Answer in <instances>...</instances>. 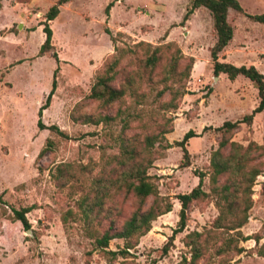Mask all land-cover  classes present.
<instances>
[{"label":"rangeland","instance_id":"374dc122","mask_svg":"<svg viewBox=\"0 0 264 264\" xmlns=\"http://www.w3.org/2000/svg\"><path fill=\"white\" fill-rule=\"evenodd\" d=\"M110 1L71 0L60 6L59 15L49 22L53 48L39 56L45 40L42 24L57 0H0V264H107L102 253L95 250L91 235L102 233L111 221L119 229L137 208V201L124 193L112 195L104 200L101 209L95 208L90 224L79 202L93 180L115 178L122 170L114 158L120 152L119 135L135 139L134 145L140 148L146 135L171 129L162 143L171 147L155 145L154 160L147 173L154 178L159 195L172 203V211L152 223L151 230L130 250L132 258L128 261L188 263L191 254L184 244L186 237L197 232L206 238L219 215L209 180L211 155L224 137V131L217 129L225 121H240L252 112L258 104L256 88L244 77L231 81L224 74L214 75L210 51L216 33L207 9H197L184 20L191 0H117L106 15ZM237 1L244 13L264 15V0ZM229 12L233 39L219 55V61L253 65L264 75V24L234 10ZM141 41L152 46L175 44L182 59L174 74L168 77L166 71L175 47L161 51V59L152 71L143 67V50L134 48L135 52L127 54L117 67L112 85L119 88L131 81L136 95L129 90L121 101L107 106L91 99V88L115 49L133 48ZM190 57L194 63L185 78L182 74ZM54 78L56 90L41 121L46 127H58L66 136L37 127L38 110ZM165 86L185 92L176 99V109L167 106L172 98L168 88L160 95ZM86 115L114 119L84 124ZM124 120L129 126L121 132ZM189 131L195 136L185 143L188 166H182L186 161L183 149L175 143ZM225 137L243 147L250 143L262 145L264 112L255 115L250 125L240 124ZM43 149L44 155L38 157ZM221 153L228 155L229 146ZM261 153L254 149L250 154V165L257 166L261 174L251 188L253 204L248 222L239 229L243 236L258 234L262 238L259 245L264 243ZM200 174L205 175L202 190L208 197L190 204L184 231L165 251L179 221L181 206L176 197L196 187ZM228 176L221 178L220 184ZM93 199L90 192L89 201ZM152 201V197L148 198L144 208ZM32 206L35 208L26 217L35 234L28 235L20 222L12 220L11 210ZM229 233L224 237L235 235L234 231ZM221 241L222 237L216 236L208 242L209 250L199 264L219 263L213 247ZM123 246L124 241L116 239L109 243V250ZM239 247L246 252L227 255L229 264H264V258L254 253V240L240 242ZM122 261L118 259L115 264Z\"/></svg>","mask_w":264,"mask_h":264},{"label":"trees","instance_id":"16d2710c","mask_svg":"<svg viewBox=\"0 0 264 264\" xmlns=\"http://www.w3.org/2000/svg\"><path fill=\"white\" fill-rule=\"evenodd\" d=\"M71 0H57V2L50 7L45 16V21L42 24L45 40L39 49V56H43L48 53L53 45L52 30L49 26V22L56 19L60 12V6ZM117 0H111L106 8L105 13L109 15L111 8L114 6V2ZM207 9L213 19V27L216 33V41L211 48L210 57L213 63V73L215 76L224 74L231 81H234L238 77H244L250 81V83L256 88L258 96V104L248 115H245L240 121L232 122L225 121L221 127L217 130L224 131V137L219 143V148L211 155L210 160V173L209 180L211 186V192L216 195L215 205L219 210V215L215 219L212 229L207 231L208 238H204L202 233L192 232L186 237L184 243L186 247L190 248L191 258L187 263L184 260V264H199V262L206 256L209 250V241L216 236H221L222 241L219 245L214 244V255L220 257L218 264H229L231 259H227V255L239 256L243 252H246L243 247H239L240 242H246L249 240L255 241L254 253L257 257L264 258V243L259 245L262 239L258 234L243 236L239 231L248 222V211L252 207V191L251 188L255 182V179L261 174L260 169L257 166H252L251 151L261 150V154L264 153V142L262 145H256L250 143L247 147L230 141V138L225 137L227 134L234 132L240 124L250 125L255 115L264 112V75L261 74L256 67L250 66H235L231 63L220 62L219 55L226 49L233 39V27L228 22L229 10H234L238 13L244 14L248 19L254 22L264 24V15H249L244 13L237 0H191L190 8L187 10L184 20H187L190 15L197 9ZM108 33V31H106ZM175 47V52L171 57L170 68L166 71L168 77L173 75L175 67L179 60L182 59L180 50L173 43H166L161 46H152L150 43L139 42L133 45V48L115 49V53L111 56V61L104 66L102 73H100L96 82L91 88L90 98L100 101L103 105H111L115 102H119L130 90L132 94L136 95V89L131 88V81H127L124 86L116 88L112 85L115 79L116 69L119 66L122 59L130 53H134L135 49H142L144 52V59L142 61L143 67L146 70L152 71L159 63L161 59V51L163 49L169 50ZM135 48V49H134ZM54 59L58 62V57L53 53ZM194 63V59L190 57L188 63L183 71L182 76L188 78L190 75L191 67ZM57 74V70L54 72V77ZM168 77L165 80H168ZM56 80L52 81L51 89L45 99V102L38 110L37 127L39 130L47 129L52 133H56L60 136H66L58 127L51 125L46 127L43 125L41 118L44 110L48 109L52 96L56 90ZM130 86V88L128 87ZM170 90L172 98L168 103L169 108L176 109V99L185 94L184 91L178 89L172 91L170 87L165 86V89L161 91L160 95L165 90ZM114 118L92 117L86 115L83 118L84 124H99L101 122L109 123ZM129 126L128 120L123 121V132ZM171 132L170 130H161L157 134L146 135L143 138L142 145L138 148L134 145L135 139H125L123 135H119V155L115 158L117 165H121L122 170L116 175L115 178H98L92 181L89 188V192L82 196L79 202V208L85 218L87 224H90V216L95 208H102L103 202L106 198L119 193L125 195H132L137 201V208L131 213V215L122 223L119 229L115 228L114 221L107 226L102 233L96 231L93 236L94 248L102 253V256L107 261V264H115L118 259L123 261L119 264H134L132 261H128L132 258L130 250L134 249L139 242V239L145 236L152 228V223L157 218L172 211V203L167 197L159 195L158 187L154 182V178L148 175V169L152 165L154 160L155 145L158 144L162 149H168L170 144L163 145L165 141V134ZM192 131L187 132L183 139L175 143V146L183 149V157L186 161L182 166H188V152L185 149V143L192 137H194ZM229 146L230 153L223 155L221 150ZM46 149L40 151L38 157H42ZM229 174L226 181L220 184V179ZM205 175L200 174L198 176V184L187 194L177 195L176 199L180 203L179 221L173 234L168 239V243L165 245L164 250H167L168 244H171L175 236L182 233L187 223V212L192 202L203 200L208 197V194L202 190L203 179ZM264 186V185H263ZM93 193V201H89V193ZM3 193H0V202L2 200ZM152 197L153 201L149 207L144 208L145 202L148 198ZM35 207H25L21 209H12V220L20 222L23 230L35 232L31 229V223L28 221L26 215L30 213ZM71 214V211L68 212ZM65 222V217L62 219ZM230 231H234V236L224 237L225 234H230ZM120 239L124 241L123 248L117 250H109V243L113 240ZM225 259H224V258ZM223 259L226 261H223ZM154 264V263H152Z\"/></svg>","mask_w":264,"mask_h":264},{"label":"water","instance_id":"95a60500","mask_svg":"<svg viewBox=\"0 0 264 264\" xmlns=\"http://www.w3.org/2000/svg\"><path fill=\"white\" fill-rule=\"evenodd\" d=\"M217 78V77H216ZM26 233L28 234V235H30L31 234V231L29 230V231H26Z\"/></svg>","mask_w":264,"mask_h":264},{"label":"crops","instance_id":"0c3cea01","mask_svg":"<svg viewBox=\"0 0 264 264\" xmlns=\"http://www.w3.org/2000/svg\"><path fill=\"white\" fill-rule=\"evenodd\" d=\"M229 11H230V10H229ZM229 13H230V12H228V15H229ZM230 43H231V42H230ZM228 46H229V45H228ZM228 46H227V47H228ZM227 47H226V48H227ZM1 170H2V169H1V167H0V171H1ZM6 174H7V173H6ZM0 193H2V192H0Z\"/></svg>","mask_w":264,"mask_h":264}]
</instances>
